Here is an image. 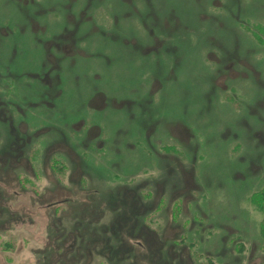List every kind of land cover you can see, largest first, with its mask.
I'll return each mask as SVG.
<instances>
[{
  "label": "rangeland",
  "instance_id": "obj_1",
  "mask_svg": "<svg viewBox=\"0 0 264 264\" xmlns=\"http://www.w3.org/2000/svg\"><path fill=\"white\" fill-rule=\"evenodd\" d=\"M264 0H0V264H264Z\"/></svg>",
  "mask_w": 264,
  "mask_h": 264
},
{
  "label": "trees",
  "instance_id": "obj_2",
  "mask_svg": "<svg viewBox=\"0 0 264 264\" xmlns=\"http://www.w3.org/2000/svg\"><path fill=\"white\" fill-rule=\"evenodd\" d=\"M252 200L255 201L259 206H264V189L258 190L252 194Z\"/></svg>",
  "mask_w": 264,
  "mask_h": 264
}]
</instances>
